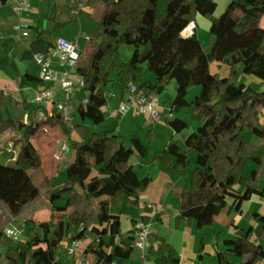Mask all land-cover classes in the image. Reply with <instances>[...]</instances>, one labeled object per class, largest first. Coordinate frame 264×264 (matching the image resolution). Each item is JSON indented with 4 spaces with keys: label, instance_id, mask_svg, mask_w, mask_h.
<instances>
[{
    "label": "trees",
    "instance_id": "16d2710c",
    "mask_svg": "<svg viewBox=\"0 0 264 264\" xmlns=\"http://www.w3.org/2000/svg\"><path fill=\"white\" fill-rule=\"evenodd\" d=\"M6 3L9 0H1ZM80 0L72 4L79 7ZM94 3V4H93ZM98 35L89 37L79 54L76 72L85 81L88 101L79 107V120L71 126L59 117L43 121L20 122L22 134L14 140L16 153L13 163L0 162V199L16 197L33 186L31 168L40 165L41 155L32 141L41 123L59 124L68 136L74 130L79 141L69 140L75 157L67 161L65 177L60 182L49 180L48 198L55 201L65 197V212L50 214L39 220L42 227L51 228L45 234L49 245L41 244L34 235L26 240L9 242L5 251V264H68L53 255L51 244L58 243L73 226H82L83 235L90 238L85 248L102 264H126L134 250L135 223L123 232L121 213L125 206H138L140 192L152 180L149 174L141 176L130 163L132 154L147 157L149 145L138 132L126 145L114 128L92 130L89 119L99 124L105 119L103 108L110 102L107 85L114 81L110 72L116 70L119 98L123 99L130 84H135L145 94H161L167 85L176 82L175 94L165 123L175 132L188 128V122L173 114L188 107L196 129L184 133L182 141L171 137L164 143L154 160L171 175L186 173L194 156L186 184L174 192L179 199L175 224L185 219L197 229L211 225L221 214L227 216L226 224L233 226L235 237L220 239L231 248L217 249L215 264H237L230 256H237L243 264H260L263 258L264 230L252 239L253 228L235 225L232 212L240 210L243 200L249 199L264 180V121L257 123L264 108V90L250 83L235 81L238 71L257 76L264 82V0H230L222 12L214 15L216 0H97ZM197 14L210 19L208 44L203 46L198 38L180 36L179 33ZM52 28L65 25L51 17ZM52 42L42 37L31 40L22 58H32L35 53H45ZM132 47L131 55L121 59L120 47ZM228 64V74L219 76L212 71L211 63ZM149 71L152 79L146 76ZM29 80L38 77L25 73ZM200 86V91L187 98L189 90ZM13 105L32 111L35 106L26 101ZM7 107L6 96L0 91V110ZM251 136L245 134V130ZM152 138V130L147 131ZM193 154V155H192ZM255 165L247 174V164ZM264 195V187L261 188ZM120 201L119 213L111 212V205ZM139 222L148 226L153 206L142 204ZM161 213H157L160 219ZM264 221V216L251 214ZM207 221L201 222V217ZM152 242L145 259L153 264H180L177 249L165 236L150 232ZM67 238V237H66ZM202 248V240L199 249Z\"/></svg>",
    "mask_w": 264,
    "mask_h": 264
},
{
    "label": "rangeland",
    "instance_id": "374dc122",
    "mask_svg": "<svg viewBox=\"0 0 264 264\" xmlns=\"http://www.w3.org/2000/svg\"><path fill=\"white\" fill-rule=\"evenodd\" d=\"M75 1L78 0H29L30 4L33 7V11L31 13H28L29 15H17L12 12L9 6H6L4 9L7 10L8 14H14L16 17V21L10 27L9 34L19 39V35L14 30V24L18 21L22 22V17L25 18L26 15H28L30 16V18L33 19L34 23L39 26L38 30L34 29L35 34L41 32L42 36L52 39L53 41H56L59 37L72 40L76 39L77 42L80 44V47L82 48L87 43V40L85 39L86 34H89L91 37H96L98 35L99 21L96 17L98 7L93 5L94 3L92 2V0H80L79 7L73 8L72 4ZM216 2L217 8L214 14L217 15L222 9H224V7L228 4L229 1L226 3V5L222 4V0H216ZM51 17H54V20L56 21L65 22V25L53 29ZM26 40L29 41V38ZM20 51V46L16 44L13 46L10 45L9 48L0 47V89L4 90L6 89V87H10V89L20 87V89L22 90L24 85H28L30 89L27 88V92L26 90H24L25 95L29 97L31 96V98L33 99L32 104L37 105L39 104V101L37 100V97L34 99L35 91L38 87L42 85L36 81H30L25 79L23 73L26 71L38 73L39 67L33 57L23 59L22 51ZM131 53L132 47L127 45H121V59L128 58ZM219 64H222V62H212V71L218 72ZM226 67L228 70L229 66L227 65ZM224 68L225 67H223V69L218 73L222 72ZM74 75L76 81L77 75ZM146 75H150L148 70H146ZM249 76L255 77V75L238 71L235 77V81L237 83H251L253 87L258 90L264 89V82L258 81L253 77ZM110 77L114 79V81L109 83L107 87H110L109 89H111L112 91L119 92V83L114 84V82L118 79V74L115 69L110 72ZM42 82L44 83V86L40 88V90L46 87L56 86V82ZM175 88L176 82L172 80L167 85V88L161 93L162 100H168V105L172 99V94L175 93ZM190 96L191 95L188 92L187 97L189 98ZM117 104V99L113 97L111 100V106L115 107L117 106ZM1 110L0 162L13 163L16 153V146L14 144V140L20 138L22 134L20 122H23V110L21 108H13V112L6 113L4 117L5 119L3 120V113L1 112ZM132 110L135 109H131L129 112H131ZM105 111L107 114L109 112V108L106 107ZM126 114L122 115L121 118L118 117L114 119L109 118L107 114L105 115V119L99 124H93L89 119H86L87 125L92 130H106L114 128L115 133L119 135V140L122 139L126 145H129L130 137L134 134L135 131L138 132L141 139L149 145V153L147 157H141L136 154H132L130 157V161L135 163L136 170L139 172V174L141 176L149 174L152 177V180L147 186V188L141 191L140 204L138 206L127 205L125 210H123V212L121 213L122 231L125 232L129 228H131L132 223H139V216L141 214L140 206L142 204L146 203L151 206L154 205V210L156 205L157 207H164L166 209V212H164V223H159L157 221V219L155 218L156 212L153 210L150 214H155H153L154 218L149 224V229L151 231L155 230L157 232L163 233L171 244H173L174 246L176 245L178 247L182 256V264L192 263L193 246L191 247V245L193 241H196V238L194 240L192 236H190L188 233H185L182 228H179L180 225L175 224L174 217L177 207L176 196H174V194L172 193L167 195L161 192V187L164 186L163 183L165 180H169L170 173L162 169L158 161L155 165H151L150 167L146 166L142 168V166H140L141 161L154 159L164 144L160 146V140L158 137L157 139L152 140L154 137L153 132L152 138H149V136L147 135L149 127L145 126L139 118H137L135 121L131 114ZM179 114L185 115L187 117L189 126L184 131L190 132L196 129L199 124V121L192 118L190 109L188 107L181 108ZM261 114L262 115L260 116L262 119L259 118V120H257V123L259 125H262L264 121V108L261 110ZM161 115L162 117H165L166 112H163ZM79 116L80 115L78 114L76 117L77 120L80 119ZM193 120H195L196 123L192 122ZM41 125H43V123H41L40 126ZM72 131L73 130H71V132ZM245 134L251 136V132L247 129L245 130ZM70 135L68 136L69 138ZM66 137L67 136H65V133H63V131L55 129L53 127L49 128V130H45L43 129V127H41L34 134V136H32V141L36 145L41 155L40 165L36 168H31L30 170L33 174L32 188L16 197L0 199V264H5L4 256L7 246L9 244L7 239L3 238V236H5L3 230L6 226H15L18 228H23L24 235L22 239L24 240L29 239L34 235H38L41 238V244L45 246L49 245V241L45 237V234L49 235L52 229L49 227H42L38 224V222L39 220H47L52 212L56 214L66 211V208L64 207L65 197L59 198L55 201H51L48 198V190L50 188L49 180L60 182L65 177L66 162L72 161L75 157V149L71 145L70 141H68L70 150L65 152L64 156L61 159H58L56 157V154L61 153L60 146L61 143L65 139H67ZM254 165L255 164L252 161L247 164V174L250 173L251 168L254 167ZM120 208L121 202H114L111 205V212L119 213ZM222 224L223 223H221V225ZM218 229L223 230L225 236L232 235L231 232H227V230L225 228H222V226H219ZM205 231L207 239L209 241H212L217 229L206 228ZM73 236H78L80 239L83 240L86 239V237L83 235V229L81 225L73 226L70 232L65 237L61 238L58 243L51 244L54 257L60 260L61 262L70 261L72 259L67 254L66 246ZM148 241L149 244L147 245V247L152 242L155 243V241L150 237V235H148ZM183 242L186 243L185 246H183ZM195 243L198 244L197 242ZM147 247L144 249L145 252L147 250ZM142 255L143 249L135 247L130 258L128 259V264H147L145 261H141ZM87 256L89 257L90 264H102L95 258L92 253L87 252ZM237 259L239 260L240 264H243L239 258ZM148 261H151L150 263L153 264L152 260ZM206 264L210 263L207 262Z\"/></svg>",
    "mask_w": 264,
    "mask_h": 264
},
{
    "label": "crops",
    "instance_id": "0c3cea01",
    "mask_svg": "<svg viewBox=\"0 0 264 264\" xmlns=\"http://www.w3.org/2000/svg\"><path fill=\"white\" fill-rule=\"evenodd\" d=\"M95 1H97V0H92V2H95ZM228 1H230V0H222V4L226 5V3ZM12 3H13V0H9L6 3H3L0 0V47L9 48L10 45L13 46V45L16 44V45L20 46V50L23 52V50H25V49H27L29 47L31 40L34 39V38H37V37L45 38L46 40H48V41H50L52 43L55 42L52 39H49V38H46V37L42 36L41 32L36 33V34L34 33V29L38 30L39 26L36 25V23H34L33 19L30 18V16H28L29 15L28 13H31L32 11L31 12H25L24 14H28V15H26L25 18L22 17V19H21L22 22H24V24H26V25H28L30 27L31 35L29 37H20L19 36L20 38L17 39V37L9 34L10 27L16 21V17H15L14 14L13 15L12 14H8L7 10H5L4 8L6 6H9L11 8L12 12L14 13L13 8H12ZM222 10L220 12H222ZM214 15H216V14H214ZM209 24H210V19L208 17L203 16L201 14H197L195 16V18L192 21H190L188 23V25L179 33V35L183 36V37H188V38H198L200 40L201 44L205 47L208 44V27H209ZM87 35H89V34H87ZM28 38H29V41L26 40ZM59 38H63V37H59ZM67 40L73 41V40H76V39H73V40L72 39H67ZM120 49H121V47H120ZM211 65H212V63H211ZM224 65L227 66L228 64L222 63V64H219V66H218L219 71H221L223 69V67H225L224 70L222 72H220V73H218L219 71L218 72L216 71V73L218 75L220 74L219 76H226L228 74L227 67L224 66ZM38 67H39L38 68L39 69L38 73L31 72V71H26V72L23 73V76H24L25 73H29V74H32V75L38 77L37 80H30V81H36V82H38V83H40L42 85V86H40V87H38L36 89L34 99L37 97L38 90H40V88H42L44 86V83L41 81V79L39 77L40 76L39 75V73H40V65L39 64H38ZM146 76L149 79H152L151 75H146ZM249 77H253V76H249ZM255 77H257V76H255ZM255 77H253V78L258 80V81H261V79H259L258 77L257 78H255ZM25 79H27V78H25ZM27 80H29V79H27ZM245 83H248V82H245ZM114 84H118V81H115ZM27 88L30 89V87L28 85H24L22 90L20 89V87L19 88H12V89H10V87H8V88L6 87V89H4V90L0 89V91L5 94L6 103H7V107L4 108L3 110H1V112L3 113L2 120L5 119L4 117H5L6 113H9V112L12 113L13 112L12 111L13 108L14 109L21 108L23 110V122H27L26 119H25V113H29V117L33 116L35 111L42 105L40 102H39V104L34 105L35 106V110L34 111H32V110H30L28 108H24V107H22L20 105L19 106L13 105L12 98L16 102H21L22 100H26V101H28L30 103L33 102V99L31 98V96L29 97V96L25 95V91L24 90H26V92H27ZM262 90H264V89H262ZM199 91H200V87L199 86H193L189 90V93H190L191 96L189 98L188 97L187 98L191 99L193 97V95H195ZM115 94H116L115 98L118 101L119 93L115 92ZM174 94L175 93L172 94V97H171L172 99L174 97ZM161 97H162V95L160 94L158 96V105H159L161 114L163 112H166V115H167L169 113L170 108H171L172 99H171V101H170V103L168 105V100L164 101V100H162ZM111 100L109 102V112L114 114V117L110 116V114L108 112L107 114H108L109 118H113V119L114 118H118V117L121 118L122 116H118V114H117V111H116V107L117 106H115V107L111 106ZM167 106H168V108H167ZM180 111H181V109H179L178 111L174 112L173 114H175V115H177V116H179V117H181V118H183L184 120L187 121V117L185 115L179 114ZM107 114L105 112V115H107ZM128 114H131V116L134 118L135 121H136L137 118H139L140 121L145 126H148L152 130V132L154 134V137H153L152 140H155L158 137L159 140H160V143H159L160 146L162 144H164L165 142H167L171 137L177 138L181 142L183 134L189 132V131H182L181 133L175 132L171 127L166 125V123H165L166 115H165V117L164 116L162 117V115H161L160 119L157 120V121H150L145 115L138 113L136 110H132L131 112H128ZM260 115H262L261 112H260ZM260 118H261V116H260ZM192 122L196 123L195 120H193ZM188 126H189V124H188ZM41 127H43V129H45V130H49V128L53 127L55 129L63 131L59 124L51 126L50 124L43 123V125H41L39 128H41ZM39 128H38V130H39ZM65 136H67L66 137L67 141H69V140L79 141L80 140V137L76 134V132L74 130L71 132L70 138L68 137V135L66 133H65ZM191 160H192L191 166L187 169L186 173L178 172V173L173 174V175L169 174V177H170L169 180H167V181L165 180L164 183H163L164 186L161 187V192L162 193H165L167 195H169L171 193L174 194L175 191H177L178 189H180L181 187H183L186 184V182H187V180L189 178V175H190V171L195 166V164L193 162L194 159L191 158ZM156 162L157 161H155L154 159H150V160H147V161H141L140 162V166H142V168L146 167V166L150 167L151 165H155ZM130 163L136 169L135 163H133L131 161H130ZM164 175H166V174H164ZM262 187H264V182L262 180H260L259 183H258V187L253 191L251 197L249 199H246V200L242 201L240 210L237 211V212H232L230 214V217L233 218L234 223H235L236 226L242 227L243 229H247L249 227L253 228V232H252V236H251L252 239L257 238L256 234H257V232L259 230H261V229L264 230V221H262L258 217H255V216L251 215V214L257 212V213H259V214L264 216V195L261 192V188ZM140 195H141V192H140ZM174 196H175V194H174ZM176 199H177V207H176L175 215L178 213V203H179V199L177 197H176ZM152 206H154V205H152ZM125 208H126V206L124 207L123 210H125ZM154 211L156 212V215H155L156 219H157V217H156L157 213L158 212L161 213L160 219H157V221L159 223H164V221H165L164 212H166V209L164 207L163 208H161L159 206L157 207V205H156ZM153 214H155V213H153ZM153 214H151L152 219L154 218ZM225 216L226 215L221 214L220 216L217 217V220L213 224H211L209 226L203 225L202 229H197L195 227L194 223H192L190 225L187 224L186 220L184 218L180 219V221H179L180 227L179 228L180 229L182 228L185 231V233H188L190 236H192V238L194 240L196 238L195 242L198 243V244H196L194 241L192 242V245H191V247L193 246L192 263H188V264H206L207 262H209L210 264H215L216 263L215 253H216L217 249L228 250V249L231 248L230 246H226L223 243H217L218 234H219L220 239L228 238V237H235V229H234L233 226H228L226 224L227 216L226 217ZM200 221L201 222L207 221V218L202 216L200 218ZM221 223H223V224L221 225ZM219 226H222V228H225L227 230V232H231L232 235L225 236L224 231L221 230V229H218ZM147 228H148L149 233L150 232H155V233H158V234H161V235L164 236L163 233L157 232L155 230L151 231L149 229V225L147 226ZM206 228L217 229V231L214 234V238H213L212 241H209L207 239L206 231H205ZM166 239H167V237H166ZM201 240H202V248L199 249V245H200V241ZM260 242L264 245V239L260 240ZM154 244L157 245L158 243L155 242ZM185 245H186V243L183 242V246H185ZM175 248L177 249L178 256L180 258V264H182V256L180 254V251H179V249H178V247L176 245H175ZM195 250H196V252H195ZM144 255H145V251L143 250V255H142L141 261H143V262L145 261L147 264H152V263H150L151 261H148L147 259H145ZM237 258H239V257L230 256L231 260L235 261L237 264H240L239 260ZM72 260H74V259H71L70 261H68V264L71 263ZM126 264H128V260H127ZM260 264H264V249H263V258L261 259Z\"/></svg>",
    "mask_w": 264,
    "mask_h": 264
},
{
    "label": "built area",
    "instance_id": "2783aa9c",
    "mask_svg": "<svg viewBox=\"0 0 264 264\" xmlns=\"http://www.w3.org/2000/svg\"><path fill=\"white\" fill-rule=\"evenodd\" d=\"M12 8L15 14L22 15L25 12L33 11V7L28 0H13ZM14 30L20 37H29L31 29L28 25L18 21L14 24ZM90 35H85L87 40ZM80 44L77 40H67L58 38L45 53H35L33 59L40 65V79L46 82H56V86H50L38 90L37 100L42 104L29 117L25 113L26 121H43L47 117L59 116L67 126L71 127L77 120L79 107H84L88 101V91L85 88V81L76 72V65L80 54ZM77 75L75 81V75ZM110 100L115 97V92L108 91ZM109 108V104L103 108ZM135 109L138 113L145 115L150 121L160 119L161 111L158 105L156 94H145L138 90L135 84H130L129 89L123 99L118 98L116 111L118 116ZM114 117V114L110 113ZM61 153L56 154L58 159L70 150L68 141L65 139L60 146ZM141 222L135 226L134 247L145 249L149 244L148 229ZM5 236L13 241L24 240V229L15 226H6L3 230ZM90 243V238L80 239L73 236L67 243L66 251L70 258L74 259L69 264H90L85 248Z\"/></svg>",
    "mask_w": 264,
    "mask_h": 264
}]
</instances>
